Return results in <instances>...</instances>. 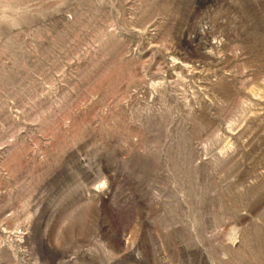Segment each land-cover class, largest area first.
Returning <instances> with one entry per match:
<instances>
[{
	"label": "rangeland",
	"instance_id": "374dc122",
	"mask_svg": "<svg viewBox=\"0 0 264 264\" xmlns=\"http://www.w3.org/2000/svg\"><path fill=\"white\" fill-rule=\"evenodd\" d=\"M0 264H264V0H0Z\"/></svg>",
	"mask_w": 264,
	"mask_h": 264
}]
</instances>
